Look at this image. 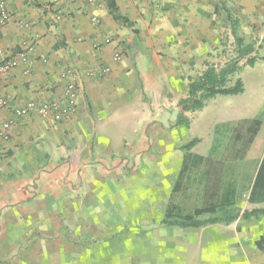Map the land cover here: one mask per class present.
I'll return each instance as SVG.
<instances>
[{
  "label": "crops",
  "instance_id": "crops-1",
  "mask_svg": "<svg viewBox=\"0 0 264 264\" xmlns=\"http://www.w3.org/2000/svg\"><path fill=\"white\" fill-rule=\"evenodd\" d=\"M5 1L11 17L0 26V48L18 62L0 75V95L10 100L0 121L13 118V109L28 101L61 99L67 69H74L79 91L70 117L55 121L32 112L15 119L9 138L0 140V264L19 251L26 223L44 228L48 220L58 221L88 184H102L106 176L130 169L142 154L131 143L158 137L170 142L171 130H192L218 95H229L217 94L195 112L182 110L192 79L237 56L233 27L264 54V0ZM111 4L127 22L115 18ZM117 52L121 59L115 61ZM244 63L238 74L244 91L230 95L243 96L245 72L257 69L261 86L254 101L260 104L250 114L238 110L227 117L224 123L230 125L253 120L264 106V60ZM101 66L109 71L92 74ZM181 114L188 124H176ZM195 138L201 145L203 137ZM235 236L246 243L241 239L239 251L231 237L225 264H264L263 226L255 237L248 231Z\"/></svg>",
  "mask_w": 264,
  "mask_h": 264
},
{
  "label": "rangeland",
  "instance_id": "rangeland-1",
  "mask_svg": "<svg viewBox=\"0 0 264 264\" xmlns=\"http://www.w3.org/2000/svg\"><path fill=\"white\" fill-rule=\"evenodd\" d=\"M258 71L245 72L247 90L243 96L218 95L201 113L192 130H171L170 142L158 137L151 143H131L142 154L135 162L131 161L130 169L106 176L102 184H88L69 212L57 216L58 221L48 220L43 223L44 228H37L36 223L29 228L26 223L19 251L2 262L228 263L231 237L235 238L237 245L234 246L242 250L241 241L245 244L246 240L235 234L248 231L255 237L256 229L264 227V215L203 227L165 225L161 221L181 220L187 216L205 219L211 214L197 216V209L226 200L234 203L231 207L234 213L241 214L255 207L248 197L264 153V129H255L252 119L234 121L223 151L209 157L208 150L215 122H226L225 119L238 110L250 114L259 106L260 100L254 101L261 86ZM238 74L239 70L227 86L236 83ZM226 129L228 126L222 132L228 133ZM197 135L203 137L202 144L198 142L191 149L189 168L178 185L179 172L185 163L184 145ZM258 206L264 207V203Z\"/></svg>",
  "mask_w": 264,
  "mask_h": 264
},
{
  "label": "trees",
  "instance_id": "trees-1",
  "mask_svg": "<svg viewBox=\"0 0 264 264\" xmlns=\"http://www.w3.org/2000/svg\"><path fill=\"white\" fill-rule=\"evenodd\" d=\"M112 11L116 19L127 22V19L119 15L116 11L114 4H111ZM233 35L235 36L237 47V56L227 63L224 67L217 70L216 68L209 66L200 76L192 79L189 84V95L182 99L181 106L183 111H198L205 107L207 101L217 94H239L244 91V83L241 78L236 80L233 86H227L231 81V77L241 68L240 62L245 61V65L253 66L257 61L264 60V54L260 55L259 50L251 42H245V40L238 36L236 30L233 27ZM264 122V106L259 111L257 116L252 120L255 125V129L262 127ZM188 124L187 119L183 114L179 115L176 124ZM225 126H228L229 132H222ZM232 125L228 123H219L214 130V137L209 150V157L219 155L227 145V141L232 132ZM200 141L199 138H194L186 145L185 163L180 170L178 176V185L180 184L184 174L189 168V162L191 158V149ZM248 201L252 204L264 203V154L258 165L256 175L252 180V185L249 191ZM234 203L228 200L217 203H211L204 208L196 210V215L199 216L204 213H210L211 216L205 219H199L194 216H187L184 219H163L162 224L165 225H177L181 227H202L210 224L224 222L226 224L233 223L239 216L244 219L258 218L260 214H264L263 208H253L252 210H245L243 213H234L231 209ZM173 218V217H170Z\"/></svg>",
  "mask_w": 264,
  "mask_h": 264
},
{
  "label": "built area",
  "instance_id": "built-area-1",
  "mask_svg": "<svg viewBox=\"0 0 264 264\" xmlns=\"http://www.w3.org/2000/svg\"><path fill=\"white\" fill-rule=\"evenodd\" d=\"M91 2L93 0H90ZM11 17L5 0H0V26L8 22ZM60 14L55 15V19L59 20ZM94 22H97L96 18H93ZM109 42V39L106 40ZM96 48H100L102 44L99 42L95 43ZM22 59H26L27 54L25 52L18 53ZM121 59L119 52L114 54V60L118 61ZM16 55L12 52H6L0 48V75L8 72L17 65ZM100 70L92 71V74L97 73L98 76L102 73L109 71V68L101 66ZM64 78L68 79L64 96L61 99L49 100L44 102H37L34 100L28 101L24 106L13 109V118L4 119L0 121V140H6L9 138L10 131L15 124V119H19L29 113L36 112L45 117H51L55 121H62L70 117L77 108V96L79 87L75 79L74 69H67L63 75ZM10 106V100L5 95H0V111L7 109Z\"/></svg>",
  "mask_w": 264,
  "mask_h": 264
}]
</instances>
